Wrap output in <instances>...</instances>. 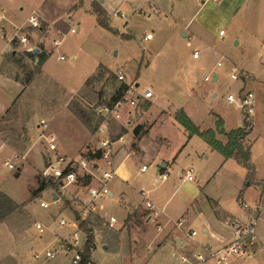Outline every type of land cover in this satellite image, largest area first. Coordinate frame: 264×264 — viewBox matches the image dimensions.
<instances>
[{"label": "rangeland", "instance_id": "374dc122", "mask_svg": "<svg viewBox=\"0 0 264 264\" xmlns=\"http://www.w3.org/2000/svg\"><path fill=\"white\" fill-rule=\"evenodd\" d=\"M20 1L22 11L18 10L17 0H0V25L7 29L11 28L8 24L19 25L28 17L31 10L37 8L50 9L49 11L55 15L56 12H60V5H62L60 0ZM94 1L98 0H81L82 5L72 13V21H68L66 14L56 18L55 21L61 19L64 27L62 31L58 32V35L54 32L47 39V44L52 51L45 65V74L48 80L43 79L41 75L39 77L36 75L35 80L29 85V89L25 91L21 99L13 107H10L5 121L0 126V139L7 138V142L12 143L16 153L25 156L34 143L30 155L35 158L31 159L32 157H28V155L26 162L18 165L17 170L21 172L19 178L14 177V174L17 173L16 169L9 170L2 161L0 162V191L19 204L17 209L0 223V264H58L59 261L65 264L61 260V256L45 260L44 254L54 247L56 238L54 229L59 227L60 217H63L71 226H76L77 221L73 212L83 210L76 201V197H86L85 193H81L79 185H69V189L66 188L71 197L69 200L76 201L74 205L62 197H59L58 204L52 203V191L59 195L58 192L61 189L54 188L52 181L42 176L45 165L39 155L40 153L45 157L51 155L47 151L42 135L53 132L47 128L46 130L41 129L42 131L29 130L27 124L30 121L27 120V116L32 115L33 112H36V116L32 119L33 125H41V120H44L45 124L47 123L55 130L67 129L68 132L69 129L71 132L72 128L76 133L77 125H79L85 131L82 148L95 149L99 138L96 129H92L98 127L102 120L95 111L96 107L107 104L110 94L114 93L121 83H124L116 79V73L122 71L125 82L131 84L135 81L138 84L137 92L148 89L156 94L155 101H152L154 105L150 116L152 121L159 117L161 110L167 111L175 108L174 106H180L179 109L183 108L200 130L212 127L214 114L223 117L228 128L233 127L237 120L242 119V111L235 105H229L226 101L229 92L236 94L234 89L243 82L242 80H231L232 73L239 75L241 71L238 68L231 69L226 65L229 50L234 49L233 55L237 58L241 56L240 47H232L235 40L230 38L227 29L217 20L211 22L213 32L207 44L211 53L209 56L202 55L200 60L196 61L200 64L204 63L203 68L196 65L195 61L191 59L193 49L198 47L196 40L190 41L187 38H181L182 26L188 21L192 26L200 23L206 11H203L195 21L192 17L202 5L201 2L207 0H182L180 2L178 0H155L154 6L144 0L132 2L123 0V3L117 0L110 5L109 11L117 9L124 17H112L111 30L98 25L94 16L87 12ZM135 4L137 7L133 8ZM95 8L98 6L96 5ZM1 17L3 18L1 19ZM76 19L81 23L80 26L76 25ZM106 19L108 20V16ZM174 20H177V25L174 24ZM192 26L190 25V32L193 31ZM72 28L75 31L79 29V32L70 33ZM219 31H223L225 36H220ZM28 32L26 28L22 34L28 37L30 46H39V41L29 37ZM128 33L132 36L131 38L122 37ZM146 34H150L153 39L147 42L143 41ZM9 38L10 34L4 37L0 29V54H3L5 49L6 52L11 51V47L6 44ZM54 39L61 40L58 47H54ZM187 41L191 42V47L186 46ZM13 49L19 50L16 46ZM22 50L27 49H20L18 53L21 54ZM220 55L223 56L222 59L219 58ZM58 57H63V59L59 60ZM5 60L10 61L8 55ZM252 61L255 65L253 69L244 68L243 71L257 79L258 73H261L260 77L264 76V67L258 62V59L255 58ZM99 64L111 72L99 68L78 94L67 95L79 91L84 77L94 72ZM12 67L14 68V65ZM27 67L29 70H33L35 65L30 62ZM213 73L218 75V82L212 81ZM24 75L23 73L21 77ZM205 77L209 80L204 81ZM2 86L8 95L14 93L12 83H3ZM242 92L240 91L238 94ZM213 95L215 96L213 97ZM78 108L84 112L86 119L84 123L73 114V110ZM53 110H56V113L51 115ZM138 110L139 105L133 112L136 114ZM171 120H174L173 117L165 120L163 127L158 126L151 132V136L153 133H159L169 140L168 154L175 148H181L187 141L184 130L176 123L178 130L173 127ZM109 123L113 124L110 120ZM253 126L255 127L251 136L254 149L252 163L256 171L257 167L259 168V177L264 180V118L259 116L258 125H256L254 114ZM184 148L191 149L181 152L178 156V164L184 170L192 168L193 177L197 176L199 179V175L203 174L204 178L200 180L201 186L204 185L203 182L210 181L203 190L205 194L215 199L223 209L238 212L243 210L237 202L240 191H243L242 199L249 206L247 212L255 211L257 203L260 202V205H263L261 217L264 218V194L261 198L259 196L260 192H263L264 184L260 187L255 186V188L246 186L247 180H249L247 171L233 161L221 168L220 155L216 154L215 157L205 159L204 153L202 154L197 148H207V145L199 137H192ZM149 163L150 165L143 164L148 169L145 175L151 174L155 168L153 166L155 163ZM136 171L141 174L137 168H133L134 175ZM179 172L182 173L183 178L180 182H187L184 180L185 172L178 171V167H175L170 175L176 176L175 174ZM154 174L158 179L157 173ZM116 176L121 177L119 173H116ZM154 184L149 185L153 186ZM41 185L45 186L44 190L48 189V191L40 195L41 191L38 190ZM193 186L197 187L195 184ZM142 187L144 188L145 184L138 180V177L134 179L132 189L125 191L133 199L127 203L132 204L134 199L138 198ZM143 191L145 192L144 189ZM37 195L38 197L35 198ZM176 199L173 198L172 203ZM40 202L47 203L49 206L42 208ZM96 203L97 205L101 204L100 211L106 218L113 217L117 222H121L124 205L116 194L113 198L106 197L96 200L94 209ZM97 209L99 210V206ZM93 210L85 218H91L90 222L95 229L94 234H101V241L111 247L104 249L102 245L97 244L91 252V262L94 264H122L120 253L113 250L112 247L117 244L118 232L123 230L127 234L128 243L125 251L128 253V263L130 264L132 260V264H152L150 257L153 254V247L149 245L150 237L147 232L149 231L150 235L151 228L156 227L157 223H152L154 226L151 224V227L145 226L143 223L135 227L131 223L125 227L122 225L110 228L106 225L107 220L97 221L95 219ZM144 218L146 217H142V220ZM37 223L44 226L41 234L34 227ZM230 224H240V222L232 220ZM257 228L264 234L263 219L258 221L256 231ZM59 229L68 233H71L72 230L67 227ZM196 232L197 236H202L201 229ZM57 234L59 233L57 232ZM35 254H39L41 257L35 259L33 258Z\"/></svg>", "mask_w": 264, "mask_h": 264}, {"label": "crops", "instance_id": "0c3cea01", "mask_svg": "<svg viewBox=\"0 0 264 264\" xmlns=\"http://www.w3.org/2000/svg\"><path fill=\"white\" fill-rule=\"evenodd\" d=\"M115 1L117 0L94 1L87 10V12L94 16L98 24L97 15L94 11L95 6L97 5L98 8H101L105 13L104 18L106 24L108 25L107 30H111L112 29L111 26L113 24L112 17H118V16L124 17L122 13L121 15H117V16H114L112 14V12L117 9L109 11L110 5L113 4V2ZM120 1L123 3V0ZM127 1L132 2L135 0H127ZM144 1L148 2L149 5L151 6H154L155 0H144ZM180 1L182 0H178V2ZM60 2H62V5H60L59 3L61 7L59 9L60 12H56L55 15L53 14L52 11H49L50 9L37 8L35 10L34 9L31 10L29 12L28 17H26L25 20L19 25L8 24L11 26V28L9 29L0 25V29L3 32L4 37L10 34V38L8 39L6 44L11 47L10 52L8 51L6 52L5 49V52L3 54H0V126L5 121V117L10 107L11 106L13 107V105L21 99V96H23L25 91L29 89L30 87L29 85L36 78L35 75L28 83L25 81L26 72H24L23 70L24 69L29 70L27 66L30 62H33L32 61L33 58L28 55V52L32 53V50L37 49L36 54L32 53L33 56H36L38 54H44L46 56V60L44 61L43 65L40 67V73L38 74L37 77L41 75L43 79L48 80L47 79L48 77L45 74V65L47 58L49 57L52 51H50V48L47 44V39L48 36L50 37L51 34H53L54 32L58 35V32L62 31L64 27V23L61 21V19H58L57 21L55 20L56 18H58V16H62L66 14L68 21H72L73 18L72 13H74V11L82 5L81 0H60ZM20 3L21 1L17 0L18 10L22 11L23 8L20 6ZM201 4L202 5L198 8L192 19H194V21L197 20L203 11H206V14L202 17L200 23L194 24L195 26H192L190 21H188L184 26H182V31L184 33L182 32V36H181L182 39L187 38L190 41L196 40L198 47L193 49L191 55V59L195 61L196 65L198 64L203 68L205 64L204 63L200 64L197 63L196 61H199L202 55L209 56V54L211 53L210 48L207 45L208 40L213 32V29L211 28V22L217 20L218 23H221L220 25H223L227 29L230 38L232 40H235L234 43H232V47L233 48L240 47L239 52L241 56L239 58L233 55V53H235L234 49L229 50V55L226 58V65L231 69L238 68L239 71L247 73L243 71V69L244 68L253 69L255 65L253 64L252 60L257 58L258 62H260L262 67H264V0H207L206 2L202 1ZM136 7H137L136 4L133 5V8ZM32 16L38 18L40 23L39 28L31 29V27L29 26V18ZM54 16L56 17L54 18ZM106 16H108V20L106 19ZM2 18L3 17H1V19ZM75 22L77 26L81 25L78 19H76ZM174 24L175 25L178 24L177 20H174ZM190 25L192 26V30H193L192 32L189 31ZM26 28L29 31L28 32V35H30L29 37H31L35 41H39V46L37 47H35V45L30 46V43H28L30 42L28 37L25 38L27 39V43L29 45L19 44L17 40H12L15 34L24 36L22 32ZM77 32H79V29H77L75 33ZM220 32H222V35H220ZM219 35L225 36V33L223 31H219ZM122 37L131 38L132 36L128 33L123 35ZM152 39H153L152 36L150 39H145L144 36L143 41L147 42ZM54 42H57V44L55 45ZM60 43L61 40H57V39L53 40L54 47H58ZM14 46H16V48L19 50L16 51L15 49H13ZM186 46L191 47V42L187 41ZM20 49H27V50H22L20 54L18 53ZM193 52L198 53L197 58H193ZM7 55L10 61L5 60ZM222 57L223 56L220 55L219 58L222 59ZM58 59L62 60L63 57L62 58L58 57ZM16 62H18V64ZM12 65H14V68L12 67ZM99 68H102L107 72L110 71L103 65L99 64L94 72L84 77L82 87L79 91L71 92L68 93L67 95L78 94L84 87L86 81L89 78L93 77L97 73ZM23 73L25 75L21 77ZM121 73L123 72L121 71ZM260 76L261 73H258V79L252 76L253 77L252 80L243 81L239 86H237L234 89L236 91V94H238V92L240 91L244 92L246 90H250L251 92H253L254 100H255L254 114L256 119V125H258L259 116L264 118V76L262 77ZM208 80L209 78L207 77L204 78V81H208ZM218 80H219L218 75L216 73H213L212 81L218 82ZM3 83H12L14 87V93L8 95L2 86ZM131 83H135V81ZM125 84H130V82L128 83L125 82ZM135 87H138L137 83H135ZM188 88L190 89V87ZM229 94H233V93L229 92ZM214 96L215 95H213V97ZM155 98H156V94L154 92H152V97L150 99L139 98V103H138L139 110L137 111L136 114L135 112H133L134 110L133 109L131 111L132 113L130 116H127L126 113H122V116L119 121H112L113 122L112 125H110L111 123H108V131H109L108 136L111 139H116L119 136H122L124 140L123 142L124 144L118 142L113 147L115 150L112 156L113 167L116 170V173L117 174L119 173L121 177L118 178L117 176H115L112 180L108 182L107 186L110 192L108 197L113 198L114 195L116 194L119 197L120 202L124 205L123 218L121 222H117V225L115 227H121L122 225L125 227V220L129 215H133L134 218H136L133 220L138 221L137 222L138 224L136 223L137 226L135 225V227L140 226L142 223L143 225L145 226L149 225L150 227L153 225L152 223L158 224L156 227L151 228L150 235H149V231L147 232L148 233L147 235L150 237V239L148 240L149 245L153 247V254L150 257L152 264H178L181 255L190 257V255L193 252H195L200 245L216 244L224 241L225 242L230 241V238L232 237V228L230 221L232 220L239 222H246L250 218H254L256 219V227H258V221L262 219L264 220V218L261 217V210L263 209V205H260V202L257 203L255 211L253 212L251 211L247 212V209L246 211L243 209L244 211L240 210L238 212H236V210L231 212L227 209H223L221 206H219V204L215 201V199L209 197L207 194L204 193L203 190L209 185L210 181L207 180L206 182H203L204 185L201 186L200 180L204 178L203 174L199 175V179L197 176H194L192 181L190 182L187 181L185 183H181L180 180L177 178L178 173L175 174L176 176H174V174L169 175L165 180L162 181L158 180L155 177L154 173L157 172L160 164H164L165 167L171 168L173 171L175 167L176 168L178 167V171L180 170L185 171L178 164L179 161L178 156L181 154V152L183 151L185 152L188 149H191L184 147L192 137H198V136L190 135L181 125H179L176 122L174 118L175 113L178 110H183V108L179 109L180 106L178 107L174 106L175 108L168 109L167 111L161 110L159 117L156 120L154 121L150 120L151 110L154 106L152 101L153 100L155 101ZM229 105H235V104H229ZM174 110L176 111L174 112ZM55 111L56 110H53V112H51L50 114L52 115L56 113ZM60 112L63 113V111ZM35 116H36V112H33L32 115L27 116V120L30 121L27 124V128L31 131H42L43 127L40 124H35V125L32 124V119ZM171 117H173L174 119L173 120L174 122L171 120V125L178 130V127L176 125L178 124V126H180L186 133L187 141L185 144L182 145L181 148H175L173 152L171 151L168 154L169 140L163 135L157 133L156 132L157 130L154 131L157 134L153 133V136H151V132H153V130H155V128L158 126L160 128L163 127L165 123L164 121L167 119H171ZM218 121L221 122L220 130H222V132L224 133H227L231 130H235L237 128H241V124H242V119L237 120V122L233 127L228 128L225 124V119L219 115L214 114L212 127H209L208 129L205 130H214L215 138L222 144L226 143V137L224 136V134L219 133L215 130V126ZM41 122L45 123L44 120H41ZM77 126H78V129H76L77 133L74 130H72V128H71V132L68 129L69 132L68 133L67 129L66 130L63 129L62 131L55 130L51 126L49 127L48 124L46 125L47 129L50 132H53V134L56 136V143H57L56 152L60 155L68 156L69 158L74 160L79 158L82 154H86L88 152L92 153L96 150V148L95 149L82 148L83 146L82 141L85 139V133H84L85 131L79 125ZM254 127L255 126H253L249 130L246 137L242 141L245 149L247 150L248 166L250 169L240 164L235 157H231L228 159L224 158L220 153L212 149L207 144V142L200 137L199 138L203 141V143L207 145V148H197V150L201 151L202 154L204 153L203 157L207 160L212 156L215 157L216 154L220 155V158L222 159L221 168L231 161L236 162L237 165L243 167L245 171H247L248 173L249 180H247L246 186H250L254 188L255 186L260 187L264 184V180L260 179L259 177V172H260L259 168L257 167V171H256L255 166L252 163V161L254 160L253 159L254 149L252 148L253 144L251 141V136ZM136 129L138 130V138L134 136V131ZM205 130H200V131H205ZM97 137L102 138L104 136L97 134ZM9 142L10 141L7 142V138L5 137L2 140L0 139V162L2 161V163L4 161H11L12 156L14 154H18L16 153L12 143ZM33 144L32 146H34ZM133 145H135L136 147H133ZM32 146L28 150V153L25 156L21 155L24 157V160L18 162L17 167L18 165H20V163H23L27 159L26 157L28 155H29L28 157H32L31 159L34 158V156L30 155L31 149H33ZM129 150H132L133 153L131 154ZM194 154H197V152H194ZM39 156L41 157V159L43 158L42 153H40ZM149 162L155 163L153 165L155 168L153 167L154 170L151 174L149 173L148 175H145L148 169H146L144 172H141L140 169L143 166V164L150 165ZM133 168H137L141 174H139L138 171H136L134 175ZM20 175L21 172L17 170V173L16 175L14 174V177L19 178ZM136 176L138 177V180H141V182L145 184V187L141 188L142 190L140 191L138 198L136 197L133 203L129 204L127 202L133 199L131 198V196L125 193V191H130L132 189V182L134 181V179H137ZM197 181L198 183H196ZM152 183L155 184L153 186L149 185ZM194 184L197 185V187L196 186L194 187L193 186ZM67 188H65L66 190L65 189L60 190L58 192L59 195H57L52 191V199L56 201L55 204H58L59 197L66 198L67 202L71 201L69 200L71 197L67 192ZM143 189L145 190V192L143 191ZM46 191H48V189L41 191L40 195L44 194ZM141 192H143L144 195H142ZM263 194H264V188H263V192L262 193L260 192L259 194L260 198ZM243 195L244 192L240 191L238 197L243 198L242 197ZM37 197L38 195L35 198ZM173 198H177L174 203H172ZM72 201H71V205H74L76 201L74 200ZM146 201L150 202L152 209L150 210L146 209L147 208L145 206ZM98 206H99V210L97 209ZM100 208H101V204L97 205L96 203L95 209L93 210L95 211V219H98V221H100L101 219L108 220V218H106L102 214ZM142 217H146V218L142 220ZM90 219L91 218L85 219V221L88 224L87 226H90L93 229L94 248L92 250L95 249L97 244L102 245L104 249L111 247L101 241L102 240L101 234H94L95 229L92 223L90 222ZM179 220H182L184 223L181 229H177L175 227V223L178 222ZM67 228L72 229L71 233H68L67 231H62L61 229H59V227L57 229H54V231H56L54 233L57 234L58 232L59 234L57 235H59L60 237L69 236L70 234H72L73 232L79 229V222L77 221L76 226H71L70 224V226ZM188 229H193L195 231L201 229L202 236L201 235L197 236V232H196V236L194 238H190L186 235V230ZM118 233H119V237H117V244L112 248L113 250H116L120 253L122 264H129L127 260L128 253L127 251H125L128 243L127 234H125L123 230ZM256 234L261 246V249L256 253V255L249 260H243L242 258H232L228 264H264V234L261 233L260 230H258V228ZM79 237L83 238V235L80 234ZM57 256H61V260H63L65 264H71L70 256H66L62 253H60ZM58 264H62V261H59ZM90 264H94V263L90 262ZM130 264H132V260L130 261Z\"/></svg>", "mask_w": 264, "mask_h": 264}, {"label": "built area", "instance_id": "2783aa9c", "mask_svg": "<svg viewBox=\"0 0 264 264\" xmlns=\"http://www.w3.org/2000/svg\"><path fill=\"white\" fill-rule=\"evenodd\" d=\"M114 16L121 15L118 10L112 12ZM29 26L31 28H39L40 23L37 17L32 16L29 18ZM71 33L76 31L72 28ZM222 35V32H220ZM151 35H145V39H150ZM12 40H17L19 44H26L27 39L25 36L15 34ZM56 45L57 42H54ZM198 53L193 52V58H197ZM62 58V57H61ZM232 80H252L253 77L250 74L240 72L239 75L232 73L230 75ZM116 79L120 82H124L125 78L121 72L116 73ZM127 90L124 91L122 96L116 101L107 104L99 105L96 107L97 115L102 118L100 124L96 128L98 135L104 137L99 138L97 142V148L92 154L99 152L98 158L87 159L79 157L77 160L71 159L68 156L60 155L56 152V136L53 133H47L42 135V139L45 142L47 151L51 154L49 156H43L45 169L42 172V176L49 178L53 182L58 184V189L64 190L69 185H79L81 193H85L86 197H76V201L83 208L82 211H78L79 218L85 220L87 214L94 209V202L98 199L106 198L109 195L108 182L116 176V170L113 167L112 156L115 152L114 145L118 142L124 144L122 136L116 139H111L108 131V123L110 121H119L122 113H126L127 116L131 115V111L138 107L139 98L150 99L152 92L145 90L143 92H137V87L134 83L126 84ZM112 96V93L110 97ZM228 104H235L242 111V124L241 127L248 130L254 125V94L250 90H246L241 94H229L226 97ZM43 129L46 130V124L41 122ZM132 154L133 151L131 150ZM24 160V157L18 154L12 156L11 161H4L3 164L9 169H17V163ZM146 166L141 167V172L146 170ZM173 170L168 167L159 169L156 173L159 180H165ZM184 180L190 182L193 180L192 169L189 168L184 171ZM182 173H178L177 177L182 180ZM144 195L143 192H141ZM52 203L56 201L52 199ZM238 203L244 210L248 209V204L243 201L241 197H238ZM145 206L148 209H152L150 202L146 201ZM40 207L47 208L48 204L40 202ZM60 227H69L63 217L59 219ZM183 221L179 220L175 223L177 229H181ZM106 225L110 228H114L117 225L115 218L111 217L107 220ZM35 229L41 234L44 226L41 223L35 224ZM232 237L228 242H220L216 244H204L193 252L190 257L181 255L178 264H228L232 258H242L243 260L252 259L256 253L261 249L259 240L256 234V219L250 218L246 222H240V224H231ZM82 234L83 238L79 235ZM54 239V247L48 250L44 254L45 260H52L60 253L70 256L71 264H78L81 260L84 244L86 242L85 233L78 229L69 236L60 237L57 234ZM186 235L190 238L196 236V231L193 229L186 230ZM41 256L35 254L34 258L39 259ZM150 264V263H147Z\"/></svg>", "mask_w": 264, "mask_h": 264}, {"label": "trees", "instance_id": "16d2710c", "mask_svg": "<svg viewBox=\"0 0 264 264\" xmlns=\"http://www.w3.org/2000/svg\"><path fill=\"white\" fill-rule=\"evenodd\" d=\"M94 11L97 15L98 24L101 27L107 29L108 25L105 22L104 11L101 8H94ZM28 55L33 58L32 61L33 64L35 65V68L33 70H27V69L23 70L24 72H26L25 81L27 83L35 75H38L40 73V67L43 65L44 61L46 60V56L44 54H38L36 56H33L31 52H28ZM16 63L18 64V62ZM88 81L89 79L86 82ZM127 88L128 86L126 84L121 83L120 86L116 89V91L112 93V96L109 97V102L110 103L116 102L122 96L124 91L127 90ZM73 114L76 117H78L83 123L86 121L84 117V112L79 108L75 111L73 110ZM174 118L176 122L179 125H181L190 135H197L198 137L204 139L212 149L220 153L224 158L228 159L231 157H235L240 164L244 165L246 168H249L247 150L242 145V140L246 137L249 131L241 127L235 130H231L227 133H224L222 132V130H220L221 122L218 121L216 123L215 130L219 133L224 134V136L226 137V143L222 144L215 138L214 130L200 131V129L197 126H195V124L190 120V118L183 112V110H178L175 113ZM96 128L94 127L92 130H95ZM134 136L138 138L137 129L134 131ZM133 147L136 146L133 145ZM99 156H100L99 152H96L94 154L88 152L86 154L81 155V157L87 158L89 160L92 158H98ZM52 186L58 189V184L53 181H52ZM44 189L45 186L41 185L38 191H44ZM17 207L18 206L14 201H12L4 193L0 192V223H2L11 213H13L15 209H17ZM133 219L136 218H134L133 215H129L125 220V226L131 223L136 225L138 221ZM96 220L98 221V219ZM78 222H79V229L86 234V242L84 245V250L81 255V260L78 264H90L91 250L94 248L93 229L90 226H87L88 224L85 220L79 219Z\"/></svg>", "mask_w": 264, "mask_h": 264}, {"label": "water", "instance_id": "95a60500", "mask_svg": "<svg viewBox=\"0 0 264 264\" xmlns=\"http://www.w3.org/2000/svg\"><path fill=\"white\" fill-rule=\"evenodd\" d=\"M32 53H33V54H36V53H37V49L32 50ZM164 167H165L164 164H160L158 170H159L160 168H164ZM158 170H157V171H158ZM73 214H74V216H75L76 221H78V220H79V215H78L77 211H74Z\"/></svg>", "mask_w": 264, "mask_h": 264}]
</instances>
